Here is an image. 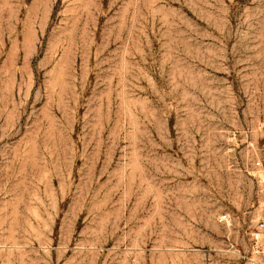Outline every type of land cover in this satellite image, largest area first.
I'll return each instance as SVG.
<instances>
[{"label": "rangeland", "instance_id": "374dc122", "mask_svg": "<svg viewBox=\"0 0 264 264\" xmlns=\"http://www.w3.org/2000/svg\"><path fill=\"white\" fill-rule=\"evenodd\" d=\"M262 220L264 0H0V264H264Z\"/></svg>", "mask_w": 264, "mask_h": 264}, {"label": "built area", "instance_id": "2783aa9c", "mask_svg": "<svg viewBox=\"0 0 264 264\" xmlns=\"http://www.w3.org/2000/svg\"><path fill=\"white\" fill-rule=\"evenodd\" d=\"M257 165H260V162L257 161ZM227 215H224L223 218L225 219ZM259 229L255 230V232L252 234L253 240H254V246H257L262 239V236L264 235V220H262L259 223Z\"/></svg>", "mask_w": 264, "mask_h": 264}, {"label": "crops", "instance_id": "0c3cea01", "mask_svg": "<svg viewBox=\"0 0 264 264\" xmlns=\"http://www.w3.org/2000/svg\"><path fill=\"white\" fill-rule=\"evenodd\" d=\"M261 246H263L262 245V243H261V245L260 244H258L257 246H255L256 248H260Z\"/></svg>", "mask_w": 264, "mask_h": 264}]
</instances>
